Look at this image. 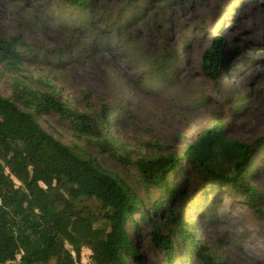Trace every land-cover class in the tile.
<instances>
[{"label": "rangeland", "instance_id": "1", "mask_svg": "<svg viewBox=\"0 0 264 264\" xmlns=\"http://www.w3.org/2000/svg\"><path fill=\"white\" fill-rule=\"evenodd\" d=\"M15 35L36 54L24 59L28 52L18 47L19 72L0 65L1 95L11 98L15 83L54 94L68 108L95 118L103 137L131 161L178 155L220 124L225 136L251 146L243 185L264 194V0H95L86 13L59 0H0V36ZM216 37L224 46L213 80L201 64ZM35 117L48 133L93 157L144 201L145 208L134 209L127 219L144 264H168L149 221L151 204L161 196L188 222L186 229L199 244L196 251L214 263L264 264V198L252 207L243 190L226 185L204 190L200 176L186 165L169 174L170 191L164 194L140 185L132 163L100 152L101 138L75 136L54 112ZM157 213L159 233L169 235L176 260L206 264L195 253L186 258L174 227L162 223L168 211ZM88 256L84 248L80 264H91Z\"/></svg>", "mask_w": 264, "mask_h": 264}, {"label": "trees", "instance_id": "2", "mask_svg": "<svg viewBox=\"0 0 264 264\" xmlns=\"http://www.w3.org/2000/svg\"><path fill=\"white\" fill-rule=\"evenodd\" d=\"M59 1L86 13L95 0ZM115 24L111 26L113 31ZM223 46L224 40L216 37L202 55V72L213 80L222 63ZM18 47L28 52L24 59L35 57L31 45L18 36H0L2 67L14 72L22 70L23 57ZM12 85L11 98L0 94V263L20 256L21 264H80L86 248L91 264H130L128 256L144 264L137 258L127 224L134 209L145 208L144 201L131 195L123 181L93 157L74 151L48 133L35 117L45 111L62 116L77 137L101 138L96 143L99 151L122 164L132 163L140 185L160 188L166 194L170 191L169 174L186 165L200 176L204 190L224 185L243 190L252 207L264 198L260 191L243 185L251 146L225 136L220 124L203 131L178 155L131 161L103 137L95 118L68 108L54 94L39 93L18 83ZM151 208L153 216L149 221L157 237L155 245L163 251L168 264L180 261L175 258L176 247L169 235L159 233L157 212L164 209L168 215L162 223L174 227L188 251L186 258L195 253L206 264H216L211 256L196 251L198 241L186 229L188 222L171 201L158 197ZM145 214L142 211L141 218L145 219Z\"/></svg>", "mask_w": 264, "mask_h": 264}, {"label": "built area", "instance_id": "3", "mask_svg": "<svg viewBox=\"0 0 264 264\" xmlns=\"http://www.w3.org/2000/svg\"><path fill=\"white\" fill-rule=\"evenodd\" d=\"M0 264H21L20 256H17L15 259H11Z\"/></svg>", "mask_w": 264, "mask_h": 264}]
</instances>
